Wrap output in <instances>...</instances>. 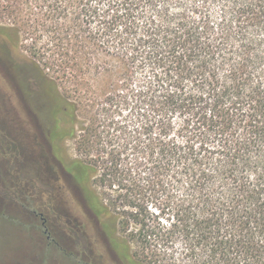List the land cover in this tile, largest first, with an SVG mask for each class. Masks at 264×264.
I'll list each match as a JSON object with an SVG mask.
<instances>
[{"label":"trees","instance_id":"16d2710c","mask_svg":"<svg viewBox=\"0 0 264 264\" xmlns=\"http://www.w3.org/2000/svg\"><path fill=\"white\" fill-rule=\"evenodd\" d=\"M0 10L15 23L0 25L7 59L30 40L51 153L120 264H264V0ZM66 135L80 153L67 164Z\"/></svg>","mask_w":264,"mask_h":264},{"label":"rangeland","instance_id":"374dc122","mask_svg":"<svg viewBox=\"0 0 264 264\" xmlns=\"http://www.w3.org/2000/svg\"><path fill=\"white\" fill-rule=\"evenodd\" d=\"M8 13L0 10V25L15 24ZM28 41L22 35L20 49L7 51L10 60L0 45V264H120L98 221L87 212L78 193L72 191L63 166L51 153L42 134L47 127L29 115L31 108H40L43 102L39 96L40 71L23 57L29 54L24 47ZM58 82L60 92L71 96L67 84ZM65 118L62 124L69 133L73 118ZM83 122L80 115L74 122L77 136L82 134L79 128ZM75 143L76 138L69 135L57 143L58 154L66 164L80 157ZM49 163L54 164L59 176L53 183L59 189L57 201L71 214L79 226L77 231L57 229L52 223V182L48 171H43L44 164Z\"/></svg>","mask_w":264,"mask_h":264},{"label":"flooded vegetation","instance_id":"af4514ba","mask_svg":"<svg viewBox=\"0 0 264 264\" xmlns=\"http://www.w3.org/2000/svg\"><path fill=\"white\" fill-rule=\"evenodd\" d=\"M32 109L33 108H31V110ZM31 110L29 111V115L33 116L35 118L37 124H41L42 121H41L40 117L38 116V114H36L35 112H33ZM44 124H45V127H46L47 126L46 123H44ZM42 132H43V130H42ZM46 132H47V130L45 129L44 132L42 133L44 135V139L46 138ZM45 141H47V140L45 139ZM48 146H49V148L51 150L50 145H48ZM56 162L60 166L61 165L63 166V164L61 162H58L57 159H56ZM43 167H44L43 171H45V172L48 171L49 180L52 182V183L49 184V189H50L49 195H50V198H51V204H50V212L51 213L50 214H51V218H52V223L56 226L57 229L58 228H64L67 231H70V230H73V231L76 230L77 231V229H79V226L77 224H74V221H73V218H72L71 214L68 213L67 209L62 208V206L60 205V202L57 201V198H58L57 189L58 188H56L53 183L56 182L59 179V176L56 175V170L54 168V164L53 165H51L50 163L47 164V165L44 164ZM23 168H24L23 166L19 167V170H20L22 175H23V172H24ZM63 169L65 171V175L67 176V171L65 170L64 166H63ZM22 175H21V177H23ZM69 185H70V183H69ZM54 188H55V190H54ZM42 214H43L42 212L39 213V215L41 217H42ZM43 222H45V218H43Z\"/></svg>","mask_w":264,"mask_h":264}]
</instances>
